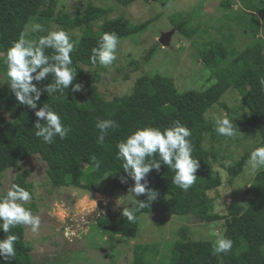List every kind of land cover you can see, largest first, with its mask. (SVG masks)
Listing matches in <instances>:
<instances>
[{
    "label": "trees",
    "instance_id": "trees-1",
    "mask_svg": "<svg viewBox=\"0 0 264 264\" xmlns=\"http://www.w3.org/2000/svg\"><path fill=\"white\" fill-rule=\"evenodd\" d=\"M116 1L128 6L139 0ZM59 2L60 0H0V74L5 76V82L0 85V187L7 170L20 169L34 155L46 163L45 171L52 187L73 186L99 193L102 179L109 174L112 188L128 189L134 186V181L124 172L123 162L117 159V144L138 127L153 126L163 129L174 121H179L192 133L189 138L193 146L192 156L200 164L195 173L196 181L184 191L172 183L173 170L161 164L159 171L153 169L148 174V187L158 193L157 198L170 197V211L176 216H194L202 222L218 219L219 215L213 211L214 200L208 195L209 191L217 189L222 183L221 176L213 168L218 153L206 148L204 142L209 135L213 141L219 135L213 130L214 123L208 121L206 114L215 105L222 104L221 100L229 89L238 90L242 107L247 113L238 116V123H233V127L257 130L264 145V89L259 82L264 78V41L257 40L238 52L234 47H227L229 38L223 35L224 40L212 37L206 47L198 48L204 67L216 80L203 91L180 92L172 77L161 73L152 76L145 74L136 80L129 95L107 101L98 94L97 85L92 84L100 80V71H95L91 77L81 60L91 54L105 32H115L119 39H123L142 27L119 17L105 20L94 31L92 23L106 15L109 9L89 1L73 17L69 12L59 9ZM241 2L243 8L251 13L238 17V25H244L248 35L264 40V0ZM223 5L231 6L232 2L225 1ZM32 20L42 22L46 27L43 31L31 33L29 39L46 35L51 22L65 31L75 26L82 28V34L71 53L72 67L77 72L74 83L81 85L80 91L72 92L70 85L63 95L59 92L51 95L42 92L37 102L38 108L44 103L51 106L60 115L62 123L70 129L65 139L56 137L52 144L35 136V110L20 104L15 98L2 62L11 42L28 29ZM186 23L184 19L177 21L176 25L180 32L189 37L195 30H188L190 28ZM51 51L46 50V54H51ZM155 52L156 46L151 47L143 58L144 63L149 62ZM134 64L141 65L138 61ZM50 82H54L51 75L37 86L43 89ZM83 88L86 89L85 93H82ZM104 119L115 120L119 127L109 129L104 143L100 144L97 142L99 129L96 124ZM40 122L44 123L43 120ZM251 151L245 152L237 162L227 167L230 182L245 170ZM92 156L100 161L99 168L95 167ZM152 159H158V156ZM27 176L28 171L19 172L12 185L18 184L32 194L33 184L27 181ZM122 178L126 182L122 183ZM5 192L0 188V194ZM246 196L244 211L229 216L225 221L223 236L233 241L232 250L227 255H214V242L192 239L183 229L181 238L169 246L170 254L165 257V264H264V170L257 172L250 182L246 188ZM138 200H146V194L139 196ZM153 202L135 213V222L130 223L122 214L115 213L96 220V225L106 232L134 238L138 234L140 216L152 211ZM24 206L35 208L34 204L31 206L26 203ZM11 234L18 237L15 244L16 258L6 264H34L25 239L26 226L11 229ZM6 235L0 231V239H4ZM159 256L164 258L158 243L138 244L134 248L132 264H156Z\"/></svg>",
    "mask_w": 264,
    "mask_h": 264
},
{
    "label": "rangeland",
    "instance_id": "rangeland-1",
    "mask_svg": "<svg viewBox=\"0 0 264 264\" xmlns=\"http://www.w3.org/2000/svg\"><path fill=\"white\" fill-rule=\"evenodd\" d=\"M89 1L109 9L106 15L92 23L94 31L105 20L119 17L142 27L128 37L119 39L117 59L107 68L98 63L92 64L91 54L81 60L91 77L95 71H100V80L92 84L97 85L98 94L107 101L129 95L136 80L145 74L152 76L161 73L172 77L180 92L203 91L216 80L204 67L198 48L206 47L212 37L224 40L223 35L229 38L227 47H234L238 52L257 40L264 41L263 38L248 35L244 25H238V17L251 13L243 8L241 0H139L128 6L116 0H60L59 9L74 17L78 9H83ZM225 1H231L232 5H223ZM172 17L175 19L172 20ZM184 19L190 28L188 30H195L189 37L180 32L176 25L177 21ZM34 23L46 27L42 22L32 20L27 29L30 34ZM48 26L49 31L62 29L53 22ZM171 30L174 33L170 46H162L158 40L163 33ZM66 32L77 42L82 28L75 26ZM153 46H156L155 54L149 62L144 63V56ZM135 61L141 65H135ZM4 82L5 76L0 74V85ZM85 92L83 88L82 93ZM221 102L207 112L208 121L215 124L217 117L227 116L237 124L238 116L247 113L242 107L241 94L234 88L224 94ZM235 129L233 137L219 135L213 141L209 135L204 142L206 148L218 153L213 168L222 179L217 189L208 192L214 200L213 211L219 215L213 221L202 222L194 216H176L170 211V197L162 196L153 202L150 213L140 216L136 237L127 238L106 232L96 225V220L115 213L122 214L124 208H133L134 194L130 191L133 186L114 189L112 178L107 174L102 179L99 193L73 186L55 188L46 175V163L34 155L20 169L7 170L0 188L7 191L19 172L28 171L27 181L33 184V188L32 199L27 204L35 205L31 211L41 220L36 233L26 226L25 239L34 264H132L135 246L149 243L160 245V253L164 258L159 256L156 264H165V257L170 254L169 246L181 238L183 229L192 239L214 242L218 235H223L227 218L244 211L247 205L246 188L264 167L252 174L247 164L245 170L232 182L227 167L237 162L245 152L263 143L257 130L241 126ZM65 230H70L71 234L66 236Z\"/></svg>",
    "mask_w": 264,
    "mask_h": 264
},
{
    "label": "clouds",
    "instance_id": "clouds-1",
    "mask_svg": "<svg viewBox=\"0 0 264 264\" xmlns=\"http://www.w3.org/2000/svg\"><path fill=\"white\" fill-rule=\"evenodd\" d=\"M43 31L40 24L31 26V33ZM28 30L21 32L18 39L11 42L3 57L6 67V76L9 79L10 89L15 98L22 105L35 110L37 120L34 124L35 136L42 138L43 142L52 144L54 138L63 140L69 134L60 115L51 106L44 103L38 108V101L42 92L51 95L69 89L78 92L81 85L74 83L77 72L72 67L73 52L76 41L63 30H50L46 35L29 39ZM119 37L115 32H105L97 41V46L91 50L90 61L107 68L117 59ZM51 49V54L46 50ZM53 77L54 82L46 84L43 89L37 86L41 81ZM36 81L37 83H33ZM261 88L264 89V78L260 79ZM38 109V110H37ZM43 120L44 123L40 121ZM99 129L97 142L104 143L109 129H116L119 124L112 119L97 121ZM217 135L233 137L236 129L233 121L227 116L217 117L213 129ZM191 130L174 121L170 126L160 127L143 126L136 128L130 135L117 144V159L123 162L122 168L127 176L134 181L131 188L133 205L131 209L122 211V216L132 223L135 222V213L149 207L157 199L158 193L148 187V174L153 170L159 171L161 164L166 165L174 172L172 183L180 189L187 191L196 181V172L200 167L199 160L193 158ZM158 156V159H152ZM95 167L99 168L100 161L95 156L91 157ZM251 173L255 174L264 167V145L255 147L247 161ZM143 181V182H142ZM121 182H126L122 178ZM146 194V200L136 199ZM32 199V194L26 188L14 184L5 193L0 194V231L5 234L0 239V264H6L16 258L15 244L18 237L11 234V229L24 225L30 227L33 233L38 232L41 224L40 217L34 215L31 209L24 205ZM70 230H65V235H70ZM233 247V241L226 236L218 235L214 241L212 253L214 255H227Z\"/></svg>",
    "mask_w": 264,
    "mask_h": 264
},
{
    "label": "water",
    "instance_id": "water-1",
    "mask_svg": "<svg viewBox=\"0 0 264 264\" xmlns=\"http://www.w3.org/2000/svg\"><path fill=\"white\" fill-rule=\"evenodd\" d=\"M174 33V30H171L170 32H166V33H163L160 37V39L158 40L159 43L162 45V46H165V47H168L170 46V39L172 37Z\"/></svg>",
    "mask_w": 264,
    "mask_h": 264
}]
</instances>
